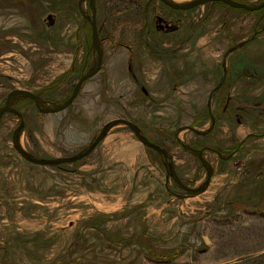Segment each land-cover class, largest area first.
<instances>
[{
  "label": "rangeland",
  "instance_id": "rangeland-1",
  "mask_svg": "<svg viewBox=\"0 0 264 264\" xmlns=\"http://www.w3.org/2000/svg\"><path fill=\"white\" fill-rule=\"evenodd\" d=\"M95 3L99 71L59 112L20 98L0 119V264H264V8ZM90 15L0 0V107L70 96L96 63ZM121 119L159 150L124 122L96 143ZM21 123L33 160L95 147L38 164Z\"/></svg>",
  "mask_w": 264,
  "mask_h": 264
},
{
  "label": "water",
  "instance_id": "water-1",
  "mask_svg": "<svg viewBox=\"0 0 264 264\" xmlns=\"http://www.w3.org/2000/svg\"><path fill=\"white\" fill-rule=\"evenodd\" d=\"M159 1H161L164 5L172 8V9H175V10H188V9H191V8L196 7V6L203 5V4L209 3V2H221V3H223L227 6H230L234 9H244V10L250 11V12L258 11V10H261L262 8H264V0L261 1L259 4H255V5L246 4V3L240 2L238 0H191V1L186 2V3H176V2L171 1V0H159ZM88 6H89L90 11H91V15L88 17V21H89L90 28H91V48L94 49V51L96 53L95 66L92 69L87 70L86 72H84L83 74L80 75L79 79L77 80L76 84L73 87V90H72L70 96L62 103H55V102L49 103V102L43 100L42 98H40L37 94H35L29 90H25V89H14V90L10 91L7 94L4 105L2 107H0V119L5 113H8V112H15L19 116L21 115L13 107V104L20 98H28V99L32 100L34 105L38 109V111L41 113L59 112V111L65 109L66 107H68L74 101V99L77 97L84 81L86 79H88L89 77L95 75L99 71V69L101 68V64H102L103 47L101 44V39H100L98 26H97V19H96L97 11H96L95 0H88ZM46 103H49L50 106H46ZM119 122H124V123H127L128 125H130L134 134L137 136V138L142 143L147 144V145H151L154 148L159 150V147L156 144L144 139L138 133L135 125L132 122L125 121L122 119L121 120H113L106 127H104L101 130V132L99 133V135L96 139V143L101 139V136L103 135V133L106 131L107 128H109L110 126H112L116 123H119ZM21 126H22V123L18 126V128L14 132V142H15V145L17 147V150L19 151V153L24 158H26L29 161L38 163V164H45V163H50V162H56V163L73 162V161H76L78 159L85 157L95 147L93 145L88 150H86L83 154H81L77 157L71 158L69 160H63V159L33 160L32 158L27 156L19 146L16 132Z\"/></svg>",
  "mask_w": 264,
  "mask_h": 264
},
{
  "label": "trees",
  "instance_id": "trees-1",
  "mask_svg": "<svg viewBox=\"0 0 264 264\" xmlns=\"http://www.w3.org/2000/svg\"><path fill=\"white\" fill-rule=\"evenodd\" d=\"M240 11H246V10H244V9H239ZM260 11V10H259ZM247 12V11H246Z\"/></svg>",
  "mask_w": 264,
  "mask_h": 264
}]
</instances>
